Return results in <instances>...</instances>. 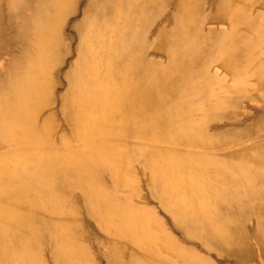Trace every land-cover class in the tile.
<instances>
[{
    "label": "bare ground",
    "instance_id": "obj_1",
    "mask_svg": "<svg viewBox=\"0 0 264 264\" xmlns=\"http://www.w3.org/2000/svg\"><path fill=\"white\" fill-rule=\"evenodd\" d=\"M99 258L264 264V0L0 3V264Z\"/></svg>",
    "mask_w": 264,
    "mask_h": 264
},
{
    "label": "rangeland",
    "instance_id": "obj_2",
    "mask_svg": "<svg viewBox=\"0 0 264 264\" xmlns=\"http://www.w3.org/2000/svg\"><path fill=\"white\" fill-rule=\"evenodd\" d=\"M5 2H6V0H0L1 5H4ZM74 42H76V40H74ZM150 54H152L156 59L157 58H159L161 60L164 59V57H162L160 54H158L157 52H155L153 50L150 51ZM213 71H215L220 78H222L227 83H229L231 76L228 73H226L223 70V68L220 67L218 64L215 65V63H214L211 66L210 72H213ZM55 120H56V122L61 124L62 123L61 114L58 113L55 117ZM129 159H130V167L131 166L133 167V172L136 174V176L139 179L138 185L140 183V186H141V193H140V196L138 198H136V199L133 198L129 191H123L119 187L114 188L113 184H112L114 180L110 176H108L107 174H104L101 180L104 182L106 187L109 188L110 192L114 196L116 195L115 196L116 198L118 197V200L123 201V199H128L129 203L137 204V206L141 205L140 207L144 206L145 208L152 210L154 212L155 217L160 222V224L162 222L165 229L169 228L166 226V223H165V220H168V216H167L166 211L164 209H162V207L159 204L157 197L152 195L151 189H149L147 187L146 174L142 170V169H144L146 171L145 165L142 163L139 164V161L133 159L132 156H130ZM9 201H11V199H9ZM78 210L83 214L84 209L82 207L79 208V206H78ZM83 216L86 217L85 215H83ZM171 234L174 237V239H176L179 242L181 241V238L178 237L179 235H177L174 231H172ZM181 242H183V241H181ZM200 253L202 254V252H200ZM98 261L100 264H104V261L101 258H99Z\"/></svg>",
    "mask_w": 264,
    "mask_h": 264
}]
</instances>
